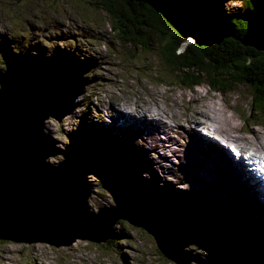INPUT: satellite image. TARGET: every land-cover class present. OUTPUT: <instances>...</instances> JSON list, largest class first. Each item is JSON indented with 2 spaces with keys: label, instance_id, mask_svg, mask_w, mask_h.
Segmentation results:
<instances>
[{
  "label": "water",
  "instance_id": "water-1",
  "mask_svg": "<svg viewBox=\"0 0 264 264\" xmlns=\"http://www.w3.org/2000/svg\"><path fill=\"white\" fill-rule=\"evenodd\" d=\"M170 22L184 44H219L230 33L219 26L216 0H149ZM189 39V40H188ZM241 43L264 51V6L246 20ZM182 46V48H183ZM0 73V240L43 242L59 247L77 239L107 241L119 219L143 228L158 249L178 264H190L191 244L212 250L221 264H264V241L232 220L167 189L150 188L135 164L109 163L98 180L115 205L90 211L86 167L77 160L53 165L56 149L44 133V123L61 120L84 93L87 69L71 59L37 60L7 54ZM148 188V187H147Z\"/></svg>",
  "mask_w": 264,
  "mask_h": 264
},
{
  "label": "rangeland",
  "instance_id": "rangeland-1",
  "mask_svg": "<svg viewBox=\"0 0 264 264\" xmlns=\"http://www.w3.org/2000/svg\"><path fill=\"white\" fill-rule=\"evenodd\" d=\"M216 1L221 16L222 13L241 12L244 7L241 0ZM97 2L98 0H0V73L5 69L3 63L5 53L14 51L19 44L26 45V51L22 54L34 59L69 58L79 67L87 69L83 75L84 93L75 99L76 106L73 110L61 120L50 117L44 123V133L56 149L55 155L49 157L48 162L59 165L73 161L75 157H85V151L93 156L94 159L86 156L93 162L86 165L80 162L87 169V181L91 190L88 203L90 211L93 212H98L101 207L115 205L113 196L99 182L98 173L107 164L124 159L122 157L124 155L130 161L134 160L140 178L149 185L145 187L147 190L167 189L176 199L186 200L192 199L186 194L192 192L200 197L195 199L198 204L209 203L210 197L205 196L202 191H197L198 186L195 184L192 185V191L184 189L186 192L184 193L177 187L176 181L167 180L163 175L160 179L158 174L163 173L166 167L161 166L153 158L155 152L147 155L148 163L144 158L136 157L135 152L141 154V151L134 145L140 146L141 150L145 145L136 139V136L133 139L128 138L127 130H124L122 138L127 137L125 140L128 143L132 142L133 150L123 142V145L120 144L122 140L115 142L122 145L127 152L114 150L115 145L109 144L108 137H113V134L118 136V129L121 127L117 125L119 120L115 118V112L110 115V101L114 96L134 100L138 95L149 97L150 93L155 97L159 94L161 96L158 101L164 106L166 113L177 117L186 114L192 121L194 120L192 116L200 107L214 106L217 103L220 105L219 108H226L234 124H237V130L234 129L236 132L233 131L231 134L250 136L251 130L258 128L264 130V121L253 124L244 119L252 111L249 89L245 85H239L232 91L219 93L205 82L192 89L165 84L164 81L171 82L172 78L169 74H164L159 66L158 49L143 50L139 46L120 40L111 17ZM135 120L138 119L133 121ZM192 121L185 122L190 126ZM95 127H98L99 131H94ZM125 128L127 127L122 126V129ZM135 128L137 127L133 128V133L139 136L140 132L135 131ZM174 128V131L179 132H171L175 136L170 138L172 151L169 152L171 153L169 159L178 157L180 165H185L193 156L192 144L196 139L195 133L204 138L207 136H203L197 129L180 126L181 131L176 126ZM182 142L188 149L185 158L178 156L182 150L180 145ZM112 151L118 154L117 158H112ZM146 163L149 168L154 166V169L147 171ZM199 181L200 178L196 183L199 184ZM202 186L206 188L205 185L201 184ZM212 206L210 210L205 209L216 218L232 220L245 229L258 232L264 241V216L258 218L262 223L260 230L252 212L242 210L233 213L225 210L229 213L225 215L218 204ZM233 216L236 218H232ZM114 228L116 236L110 244L106 241L97 243L77 239L71 245L56 247L43 242L17 243L0 240V264H178L161 253L154 237L143 228L125 219H119ZM185 251L192 257L190 264H221L222 257L200 245L191 244Z\"/></svg>",
  "mask_w": 264,
  "mask_h": 264
},
{
  "label": "bare ground",
  "instance_id": "bare-ground-1",
  "mask_svg": "<svg viewBox=\"0 0 264 264\" xmlns=\"http://www.w3.org/2000/svg\"><path fill=\"white\" fill-rule=\"evenodd\" d=\"M22 43L24 44V42ZM19 45L22 46L21 44ZM12 53L15 54L14 51ZM159 96L161 95L157 94L154 97V95H150L149 93V97L138 95L134 100L122 98L120 96L113 97L110 101L111 107L109 112L110 115L115 112V118L119 120L117 121L119 122L117 125H119L121 129H118L119 135L116 137L122 140L120 143H125L127 146H130V150H133V147L131 148L132 142L128 143L125 139H133L136 136V139L139 141L141 140V143L145 145L143 150H141L140 146L134 145V147L137 146L141 151V154L135 152L136 157L144 158V161L148 163V161H146V159H148L147 155L151 152H155L153 158L161 166L166 167L163 173H157L160 179L162 178L161 175H163L167 180L176 181L177 187L183 190L184 193H186L184 189L192 191V185H197V191H202L205 196L210 197L208 199L209 203L201 205L209 210L213 207V204H215V206L218 204L222 213L225 215L229 214L228 212L226 213L225 210L233 213H239L242 210L252 212L253 218L258 223V225H256L260 229L262 223L258 218L264 216V192L260 190L259 184L254 182L256 181L254 173L246 167L243 161L235 158L237 156L235 153H231L233 151L229 147L230 144L221 142L219 138L215 137L218 134L222 139H230L232 145L237 148L258 153L264 152V130L257 127L258 129L251 130L250 136L245 134H235V136L231 133L237 130V124H234L230 114L225 110L226 108H219L220 105L217 103H215L214 106L206 105L205 107H200V110L197 112L195 111V114L192 116L194 118L192 121L188 119V115L186 114L185 116L177 117L171 113H166V109H164V106L158 101ZM201 106H203V104H201ZM134 119L138 120L133 121ZM120 121H122V123H120ZM185 121L189 123L192 121V124L189 126ZM193 123L206 126L207 130L213 133V138L207 136L205 139L195 133L196 139L192 144L193 156L190 157L185 165H180L178 157L169 159L171 156L169 152L172 151L170 138L175 136V134H171V132L175 130L174 126L179 128V130H181L180 126L194 130ZM121 125L127 128L122 129ZM134 127H137L135 131L139 130V136L133 133ZM199 129L200 130L197 129V131H201L202 133V128L200 127ZM93 130L99 131V128L95 127ZM124 130L129 132L128 138H122V136H124ZM247 131L248 130H246V132ZM174 132L177 133L179 131L176 130ZM203 136H205V134H203ZM220 143L223 146L220 145ZM180 145L182 150L178 156L185 158L188 150L187 146L184 142H182V144L180 143ZM148 149L153 150L149 151ZM162 150H164V152ZM85 152V157L88 155L90 158L94 159L87 151ZM125 152H127V150ZM132 162L134 163V160ZM147 163V171L154 169V166L149 168ZM196 177L201 179L199 184L196 183L199 179ZM201 184L205 185L206 188L203 186L201 187ZM186 194L192 198L191 200L189 198L187 199L190 202L196 203L195 199L200 198L192 192ZM234 217L236 218V216L232 218ZM257 234L262 237L258 232Z\"/></svg>",
  "mask_w": 264,
  "mask_h": 264
},
{
  "label": "trees",
  "instance_id": "trees-1",
  "mask_svg": "<svg viewBox=\"0 0 264 264\" xmlns=\"http://www.w3.org/2000/svg\"><path fill=\"white\" fill-rule=\"evenodd\" d=\"M241 1L244 6L241 12L222 13L219 26L230 35L209 47L194 42L183 46L184 38L153 9L149 0H98L97 3L111 17L120 40L143 50L158 49L159 66L172 78L171 82L164 81L165 84L192 89L205 82L219 93L245 85L252 97V111L244 119L259 124L264 121V51L242 44L241 39L246 32L247 18L264 6V0ZM16 46L15 54L26 51L25 44ZM74 160L85 165L93 162L88 157ZM115 236L114 228L106 242L110 244Z\"/></svg>",
  "mask_w": 264,
  "mask_h": 264
}]
</instances>
